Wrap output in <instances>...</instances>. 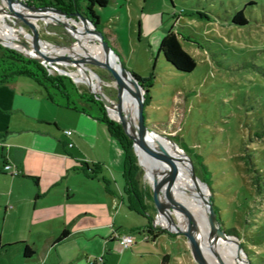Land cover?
<instances>
[{"label": "rangeland", "instance_id": "obj_1", "mask_svg": "<svg viewBox=\"0 0 264 264\" xmlns=\"http://www.w3.org/2000/svg\"><path fill=\"white\" fill-rule=\"evenodd\" d=\"M118 4L112 0L96 11L107 28L105 39L119 47L124 64L144 76L154 72V83L144 100L146 121L183 149L189 169L187 152L192 159L200 154L210 165L212 196L214 193L222 206L225 227L242 236L231 233L240 240L249 264H264V0H173L174 5L171 0H121ZM240 8H244L248 22L231 24V14ZM199 12L208 16H200ZM6 15L5 23L18 28L21 38L26 35L24 31L30 33L25 17ZM31 20L38 24L40 36L50 43L69 44L75 40L61 24L48 22L50 19ZM179 22L184 33H191L193 28L197 32L196 37H190L197 42L183 40L197 65L190 72L172 74L163 66V56L157 57V48L167 29ZM86 63L99 74L102 90L116 100L117 84L112 72L96 63ZM59 66L76 70V65ZM74 82L88 88L83 80ZM59 113L63 126L79 122L82 117L65 107L59 108ZM107 115L114 119L108 112ZM22 117L14 113L17 124L22 123ZM75 124L83 133L79 149L89 154L94 146L100 173L90 179L83 172L68 170V163L74 164V158L64 153L62 144L39 137L41 143H49L52 148L57 145L63 153H37L40 158L33 163L42 170L44 190L48 191L36 206L34 197L31 199L19 224L3 223V198L11 193L14 199L19 192L25 196L33 182L23 179L13 183L0 177L3 241L26 240L35 253L22 259L20 254L0 252V264H200L183 234L163 233L145 240L140 228L148 219L120 196L125 153L119 140L105 122L83 118L82 125ZM26 137L18 134L11 139L33 144L34 139ZM71 149L73 155L79 153L75 147ZM32 152L28 151L27 165ZM145 173L142 167V187L152 193L153 182L147 180ZM5 177H10V173ZM56 177L60 184L52 185L51 180ZM67 185L71 198L58 200L56 189L63 192ZM164 197H159L158 222L166 225L161 219L162 209L169 222L175 221V212L168 208ZM151 211L155 216V210ZM63 228L69 230V237L51 248L52 238ZM123 235H132L133 244L125 246ZM164 252L169 253L165 261ZM228 255L235 261L233 253Z\"/></svg>", "mask_w": 264, "mask_h": 264}, {"label": "trees", "instance_id": "obj_2", "mask_svg": "<svg viewBox=\"0 0 264 264\" xmlns=\"http://www.w3.org/2000/svg\"><path fill=\"white\" fill-rule=\"evenodd\" d=\"M28 1L37 5H45L64 11L68 15H75V13L79 11L80 13L89 17L92 22L96 24L97 28L102 29V24L97 14L96 8L106 7L112 0ZM171 3L174 5L173 0H171ZM199 14L200 16H208L206 13L203 14L199 12ZM230 22L231 24L236 25L246 24L248 22V17L245 14L244 8L236 9L235 12L231 14ZM61 26L64 27L63 25ZM181 26H183V24L180 22L178 25L175 24L174 26L173 24L170 26L162 36L157 48V57H159L160 54L163 56L166 62L163 66L172 74H176V71L190 72L194 70L197 65L195 57L184 48L181 40L185 39L193 41L190 39V37H196L194 33L197 32L193 28L191 33H184L183 30L179 28ZM193 42L197 41L194 40ZM133 72L144 85L146 89L145 95L149 96L150 87L154 83V72H151L149 75L145 76L136 73L135 71ZM17 76H27L33 79L40 86L41 92L52 102L85 111L86 113L107 124L109 132L119 140L120 145L124 149L125 158L122 171V176L124 178L123 192L127 198L128 205L131 209H134L140 214L145 215L148 219L147 224L144 225L143 228H140V231H142L144 234V238H156L163 233H167L170 236H175V233H171L160 226H154L152 223L154 214L151 210H155L153 195L146 188L142 187L140 179L142 167L138 162V158L133 147V140L119 121L114 120L107 115V110L103 102L98 99L88 88L75 83L69 75L61 74L57 71L50 73L48 68L42 62L35 58L26 56L14 48L0 43V83L9 82ZM93 108L95 109L93 110ZM181 146L186 150L183 145ZM187 154L192 160L196 174L211 187L212 172L210 165L205 160H203V158H201L200 154H197L196 159H192L188 152ZM74 169L83 172L88 177H95L100 173L99 164L88 161H82V163L74 167ZM18 173H20L19 169ZM31 177L35 182H37V176L32 175ZM104 181L106 183L109 182L105 178ZM252 182L255 184V187L259 188L256 181ZM149 199H151V202H149ZM212 199L222 227L228 233H236L241 238L242 236L237 233L235 229L225 227L223 222L222 206L217 202L214 193ZM68 234L69 230L67 228L63 229L54 242H60L64 240L67 238ZM23 243L24 256H31L33 253H35L33 247L30 244L25 242ZM163 255V261H165V258L169 255V253L164 252Z\"/></svg>", "mask_w": 264, "mask_h": 264}, {"label": "water", "instance_id": "obj_3", "mask_svg": "<svg viewBox=\"0 0 264 264\" xmlns=\"http://www.w3.org/2000/svg\"><path fill=\"white\" fill-rule=\"evenodd\" d=\"M3 3L5 4L4 10L8 15L20 16L26 18L30 28V33L33 36L35 47L34 49H32L31 52L25 51L18 47L5 43L0 38V43H2L3 45L14 47L19 52H22L26 56L35 58L42 63H47L49 65L54 66L55 68H57L59 72L69 75L76 82L78 80L71 74V71L60 67L59 64H71L73 66L79 64L84 66L86 69L88 68V71L90 70L99 76V74L91 67H89L86 63V62H93L107 68L112 72L117 83L116 100L108 96L103 90H97V91L93 90L89 83L86 84L89 90L92 93H94L98 99H100L103 102L107 112L111 117L113 116L110 114L109 111L110 108L117 109V111L121 115V119H117L114 117L113 118L121 123L125 131L132 138L133 147L137 155L138 162L144 168V170H145V165L141 160L138 149L146 151L147 153L152 155V157H154L156 160L164 163L163 166H161L158 163H155V169L153 171V183L151 185L153 190L152 195H153V201L156 212L153 221L159 223L160 225L158 226L164 228L165 230L171 233H175V234L178 233L185 235L191 245V250L194 258L200 264H214V262L210 260L206 255L204 249V242L199 233L198 225L196 223L193 214L188 209L187 210L184 209L183 206L180 203H178V201L175 199L172 192L166 185L167 179H171L174 181L178 178V176L176 174L175 169L172 166L166 148L161 143H157L153 139V134L155 133L162 134L164 136L167 135L155 130L146 121L145 112H144V105H145L144 100L146 97L145 95L146 89L142 84V82H140L136 74L133 72V70L129 69L124 64L120 54L114 49V47L108 42V40L105 39L102 29L97 28L96 24H94L89 17L80 13L79 11H77L75 15H68L64 11L45 5H37L35 3L29 2L28 0H3ZM33 17H37L38 19H43V20H47L48 18H50L48 22L63 25L75 38V40L69 44L50 43L49 41H47L50 45L55 47L69 48L75 41L82 40L85 34L87 33L95 34L96 36L95 41L99 43L102 47L103 57H99L94 53H89L87 55H82L80 57H73L70 56V54L68 55L52 54L50 49H48L47 51L46 50L43 51L41 42L44 39L40 36L38 32L37 29L38 24H34L32 22L31 18ZM33 41L31 40V42ZM21 43L26 47L31 46V43L26 35H22ZM65 61H72V62L66 63ZM126 91L129 92L130 94H133L134 92L135 93L139 92L141 95V99L140 102L138 103V108H137V116L135 118L131 115L129 111L125 110L123 107ZM186 155L188 157L190 164V174L199 183L204 184L208 188V193L207 195L204 196V205L206 210V218L210 229L209 248L212 256H214L216 261L219 264H224L220 254L216 249V242L220 237L225 238L232 235L222 227L221 222L218 218L217 212L213 205L212 188L207 182L202 180L196 174L191 158L187 153ZM161 194H164L168 207L171 209V211L175 212V216H174L175 221H172V223H170L171 225H164L161 222H158V213L160 211L159 197ZM178 211L184 212L185 217L187 218V222L185 223V225L183 223H180V221L178 220V215H177ZM172 224L174 225L172 226ZM236 242H237V252L241 256L242 254H244V251L242 249L240 240L238 238H236ZM247 263L249 264V261Z\"/></svg>", "mask_w": 264, "mask_h": 264}, {"label": "crops", "instance_id": "obj_4", "mask_svg": "<svg viewBox=\"0 0 264 264\" xmlns=\"http://www.w3.org/2000/svg\"><path fill=\"white\" fill-rule=\"evenodd\" d=\"M119 1L121 0H115L116 5H119ZM105 30H107V28L104 24H102V31L104 32V34ZM181 40L183 43V40L185 39ZM112 46L122 58L123 53L119 49V47L115 46L114 44ZM32 80L33 79H26L25 77L17 76L9 82L0 83V177H3L5 180H10L13 183L16 182V180L23 179L31 180L33 182V185H31L28 190V194H26L25 196L20 195L19 192L18 194H16V197L14 199H11V196H13L11 193L9 194V196L5 194V197L3 198L4 209L2 214V221L4 224L9 221L10 223H15L17 221L19 224L23 212H25L26 208H28V206L30 205L31 199L34 197V204L36 206L38 203V199L42 195L44 196L45 193L48 191L44 190L42 182V170H39L38 167L35 166L33 161H37L38 157L40 158V156L37 154L40 152L54 153L58 155H61L63 152L60 150V148H58L57 145L52 148L49 143H41L42 141H39V137H44L49 139L50 141L53 140L62 144L64 153L69 155L70 158H74V164H72V161L68 163V170L70 171L73 170L74 172H81L79 170L74 169V167L82 163V161H88L99 164L98 152L96 151L94 146H92L91 153L89 152V154L79 149L78 142L82 138L83 133H80L78 131V128H76L75 124L77 123L78 125H82L83 118H93L95 120L99 119L86 113L85 111L77 110L52 102L51 100L46 98V96L41 92L40 86L34 80ZM62 107L68 108L70 110H73L74 112H79L80 114H82L80 121L75 123L70 122L63 126V124L61 123V118L59 116V108ZM14 113H20L23 116V121L21 124H17L15 122L16 120H14ZM51 126H53L55 129H51ZM62 126L63 130L61 129ZM66 129H72V133L67 134ZM60 133H62V136L59 135ZM18 134H26V138L30 137L31 139H34L33 144L24 143L19 140L14 141L13 139H11V136H15ZM32 134H34V136ZM63 135L65 138H63ZM68 146L70 148H68ZM72 147H75L79 151L77 155H73V150L71 149ZM29 150L33 151L34 153L32 152V154H30L31 163L27 165L26 159L29 156ZM5 163H11L14 167H17L20 170V173L12 174L9 172L10 177H5L8 173L4 169ZM32 175L38 177L37 182H35L34 179L31 177ZM84 175L88 177L86 174ZM88 178L92 179L94 177ZM51 181L52 185H59L61 180L56 177L53 178ZM55 192L58 200L62 199L61 197H63L65 200H68L72 196L70 187L68 185L66 186L65 190H63V192L59 189H56ZM120 196L122 200L125 199L126 196L123 190ZM2 197L3 194L1 195V198ZM141 215L143 217H146L143 214ZM18 224L17 226H19ZM69 234L67 238L69 237ZM53 238L51 242V248L56 247L58 243L67 239L65 238L60 242H54L57 236L54 239ZM22 241L30 244L26 240H6L4 242L2 232L0 234V252H12L14 254H20L22 255V259L31 258L34 253L31 256H24V243Z\"/></svg>", "mask_w": 264, "mask_h": 264}, {"label": "bare ground", "instance_id": "obj_5", "mask_svg": "<svg viewBox=\"0 0 264 264\" xmlns=\"http://www.w3.org/2000/svg\"><path fill=\"white\" fill-rule=\"evenodd\" d=\"M4 3L0 2V38L7 44L18 47L25 51H32L35 47V43L33 41V36L31 33L24 31L31 42L30 47H26L21 43V36L18 32V28H13L5 23V17L7 16L6 11L4 10ZM34 18V17H33ZM31 18V19H33ZM50 19V18H48ZM34 23V21L32 20ZM35 24V23H34ZM20 31V30H19ZM22 33V32H21ZM95 34L87 33L83 36L82 40L75 41L71 47H55L50 45L47 41L43 40L41 42L42 50L47 51L50 49L52 54H60V55H68L73 57H79V55L87 54V51L92 53H98L103 56L102 47L99 43L95 41ZM72 62V61H65ZM71 74L77 80H83L86 83H89L93 90H102L100 87V78L92 71H88L84 66L76 64V70L71 71ZM116 82V81H115ZM117 84V83H116ZM141 95L140 93L130 94L126 91L123 107L125 110L129 111L131 115L135 118L137 116V108L138 103L140 102ZM115 101V100H113ZM110 114L117 119H121V115L117 111L116 108H110ZM153 139L157 143H161L166 150L168 151V155L170 161L172 163L173 168L176 171L178 178L176 180L167 179L166 185L172 192L175 199L180 203L184 209H188L194 216L196 223L198 225L199 233L204 242V249L206 255L210 260L214 262V264H219L214 256H212L209 245V225L206 218V210L204 205V196L208 193V188L199 183L191 174L188 163L186 161V157L184 156L183 149L180 148L173 140L165 137L162 134L155 133L153 134ZM140 153V157L142 162L145 165L146 173L145 177L147 180L153 182V171L155 169V163L160 164L161 166L164 163L156 160L152 155L147 153L144 150L138 149ZM165 199V197H164ZM161 198V201L164 200ZM166 200V199H165ZM169 208V207H168ZM167 207L165 209H168ZM161 219L166 225H171L169 220H167L166 210L162 209ZM177 215L180 219V223L187 222V218L185 217L184 212L178 211ZM174 224H172L173 226ZM216 249L220 254L224 264H247L246 254H242L241 256L237 252V242L234 236H228L225 238L220 237L216 242ZM228 253H233L235 257V261L231 260Z\"/></svg>", "mask_w": 264, "mask_h": 264}, {"label": "built area", "instance_id": "obj_6", "mask_svg": "<svg viewBox=\"0 0 264 264\" xmlns=\"http://www.w3.org/2000/svg\"><path fill=\"white\" fill-rule=\"evenodd\" d=\"M47 68H48V71L50 73L54 72L55 70H57V68H55L54 66L52 65H49L47 63H43ZM66 133L67 134H71L72 133V129H66ZM4 169L7 171V172H10L12 174H16L18 173V168L17 167H14L11 163H5L4 164ZM121 241L122 243L125 245V246H129L131 244H133L134 242V237L132 235H123L121 237Z\"/></svg>", "mask_w": 264, "mask_h": 264}]
</instances>
